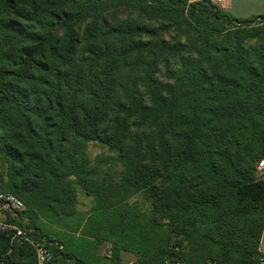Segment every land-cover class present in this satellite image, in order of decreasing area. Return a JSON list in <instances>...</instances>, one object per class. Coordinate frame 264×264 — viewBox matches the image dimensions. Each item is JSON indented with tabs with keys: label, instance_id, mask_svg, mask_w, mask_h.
<instances>
[{
	"label": "trees",
	"instance_id": "trees-1",
	"mask_svg": "<svg viewBox=\"0 0 264 264\" xmlns=\"http://www.w3.org/2000/svg\"><path fill=\"white\" fill-rule=\"evenodd\" d=\"M121 10L136 20L117 22ZM257 20L187 0H0V194L23 203L9 220L52 251L50 264H124V253L135 264L264 263ZM170 29L193 42L170 43ZM82 43L85 69L72 65ZM59 57L71 66H54ZM160 64L174 105L148 160L128 123L142 112L118 86L128 76L139 94ZM90 143L117 155L118 176L107 158H86ZM0 264H36L35 251L0 231Z\"/></svg>",
	"mask_w": 264,
	"mask_h": 264
},
{
	"label": "rangeland",
	"instance_id": "rangeland-1",
	"mask_svg": "<svg viewBox=\"0 0 264 264\" xmlns=\"http://www.w3.org/2000/svg\"><path fill=\"white\" fill-rule=\"evenodd\" d=\"M232 4L239 7L240 10L244 12H246L247 8L255 9L252 11H261L264 8V0H232ZM222 11L225 12L224 10ZM225 13L233 16L234 10L231 9ZM135 20L136 14L130 11L121 10L117 13V22L119 23L134 22ZM255 23H257V25L261 23L264 24V20H257ZM255 23L251 25L256 26ZM160 27L161 25H159L157 29ZM160 35L170 43H172L174 40H177L182 44H190L193 42L195 36L191 30L187 29H183L180 35L176 34L172 29L168 30L167 32L161 31ZM84 52L85 45L82 43L78 49L74 61L72 62L73 66L85 69V65L82 60L85 55ZM53 65L60 68L61 71H64V69H67L71 66L62 64L60 57L53 62ZM172 69L173 67H170V70ZM139 74L140 73H138V75ZM171 76V74L166 72L165 66L160 64L157 73L153 75V80L155 79L157 81L156 84L153 83L146 85L147 80L144 78V76L140 77V80L143 81L144 84L141 85L142 88L139 94L138 92L137 94H133L131 91L130 85L128 83L129 81L127 82L128 76L124 77L118 86L119 95L125 100L129 101L130 109L133 112H142L140 117L137 116L136 118H131L128 123L130 124V134L142 137L143 148L145 149L146 158L148 160H153L157 136H160L162 133L161 118L168 116L173 109L174 101H172L171 94L165 87V84L169 82ZM213 121L215 122L216 118H213ZM127 142H129V140ZM260 144L264 146V138L261 140ZM255 146L258 148L257 144H255ZM85 156L91 162L97 157L107 158L109 163L106 164L104 170L106 168H110L116 176H118L123 170L121 163L116 162L117 155L109 152L99 143L88 144ZM260 162L257 165V174L258 178L263 179L264 168L260 171L258 170ZM3 173V165L0 162V180L2 181L5 180ZM77 200V208L80 210V213H84L85 211L88 212V209L92 205L90 198H87L79 193ZM104 250L105 247H102L99 250V253L102 254Z\"/></svg>",
	"mask_w": 264,
	"mask_h": 264
},
{
	"label": "built area",
	"instance_id": "built-area-1",
	"mask_svg": "<svg viewBox=\"0 0 264 264\" xmlns=\"http://www.w3.org/2000/svg\"><path fill=\"white\" fill-rule=\"evenodd\" d=\"M188 4L192 3H209L223 10L225 4L230 0H187ZM264 168V161H261L258 170ZM23 203L12 194H0V231L7 233L11 245L30 244L36 256V264H50L53 258V253L42 242H36L27 235V233L17 224L9 220V216L13 219L18 217V214L24 210ZM103 254L110 258L111 252L109 247H105ZM128 264H135L133 261ZM165 264H180L178 262H166Z\"/></svg>",
	"mask_w": 264,
	"mask_h": 264
},
{
	"label": "crops",
	"instance_id": "crops-1",
	"mask_svg": "<svg viewBox=\"0 0 264 264\" xmlns=\"http://www.w3.org/2000/svg\"><path fill=\"white\" fill-rule=\"evenodd\" d=\"M233 9L234 13H233V18L235 19H249L254 17H258V16H262L264 15V8L261 11H252L255 9H248L246 10V12L241 11L239 7L235 6L232 4V0H230L229 2H227L223 8V10L226 12H228L229 10ZM263 179H264V171H263ZM78 210V208H77ZM89 210V209H88ZM80 212V210H78ZM86 212V211H85ZM84 212V213H85ZM77 236V235H76ZM260 252L264 254V230L262 232V236H261V241H260ZM134 261V257L131 254H122V262L124 264H128L130 262Z\"/></svg>",
	"mask_w": 264,
	"mask_h": 264
}]
</instances>
